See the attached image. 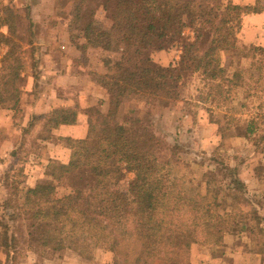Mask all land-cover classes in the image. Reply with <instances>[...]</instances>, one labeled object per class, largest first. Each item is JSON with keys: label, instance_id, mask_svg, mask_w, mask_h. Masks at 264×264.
<instances>
[{"label": "trees", "instance_id": "trees-1", "mask_svg": "<svg viewBox=\"0 0 264 264\" xmlns=\"http://www.w3.org/2000/svg\"><path fill=\"white\" fill-rule=\"evenodd\" d=\"M85 1L80 0L75 15L83 23L84 39L110 48L106 35L111 37L112 31L105 32L93 15L83 16ZM103 4L112 12V27L122 37L121 55L105 61L108 72L92 73L109 93V110L90 114L85 138L66 139L72 148L68 163L53 160L34 186L23 191L17 182L10 188V199L1 196V206L14 210L13 225L2 224L0 232V245L10 262L18 260L21 244L25 253L38 246L43 253L70 250L87 259L93 258L98 247H106L114 253V264H157L162 258L183 263L196 243L222 245L232 231L236 210L248 200L240 167L218 155L213 157L216 165L203 173V188L190 194L169 163L159 157L163 141L151 114L127 116L123 122L117 115L130 94L148 105L159 101L162 108L169 106L182 98L187 79L195 74L203 82L197 102L224 108L237 89L247 84L242 73H229L221 54L235 47L233 22L242 12H261L259 1L254 6L231 0H105ZM16 22L11 6L0 7V48L7 47L5 54L0 51V107L18 112L25 68L28 63L32 66L37 81L41 59L37 47L29 62L25 58L28 50L16 41ZM188 28L192 37L186 34ZM33 34L31 25L27 43L31 47ZM173 48L181 50L178 61L166 66L153 59L155 51ZM251 50L259 51L254 55L264 61V47L252 46L242 55L250 56ZM258 68V78L250 75L256 85L264 79V67ZM76 118L74 109H56L47 117V126L74 123ZM256 131L250 119L245 136ZM126 173L134 177L128 189L121 191L119 184Z\"/></svg>", "mask_w": 264, "mask_h": 264}, {"label": "rangeland", "instance_id": "rangeland-1", "mask_svg": "<svg viewBox=\"0 0 264 264\" xmlns=\"http://www.w3.org/2000/svg\"><path fill=\"white\" fill-rule=\"evenodd\" d=\"M104 1L98 0L89 4V1L86 0L82 5V9L83 16L89 18L93 15L105 32L112 31L111 37L108 34L106 35L111 39V47L108 49L103 46L98 47L87 40L82 41L84 39L83 23L77 22L75 19L77 6L81 3L80 0H0V7L9 5L15 11L17 20L16 41L22 43L23 47L28 50L25 54L28 62L31 53L36 51L34 47L39 49H37L41 59L38 64L39 79L36 81L32 66L29 63L25 68L26 75L22 89L29 87L31 90H29L27 98L25 97L27 101L32 99L30 92H32L33 87L43 85L40 84V81L46 74L44 68L51 66L52 62L46 54L49 47H52L56 54L59 51L62 52L65 50L62 44L66 45L69 38L72 44L79 45L78 47L83 50H88V48L99 49L98 52L90 51V54L84 57L89 67L98 64V53L103 52V55H107L106 57L103 56L104 66H106L105 61L109 58L117 59L121 55L122 37L119 29L112 27L113 15L112 12L110 13V11L104 9ZM228 1L222 0L224 3ZM231 1L242 6H254L259 1V7L264 9V0H253V4H251L252 0ZM255 13L259 12H242L237 17L233 22L235 47L223 51L221 54L222 64L228 69L229 73L236 71L242 73L243 81L247 84L237 89L232 95L233 98L228 100L224 108H215L210 105V102H207V104L197 102V99H201L199 98L201 92L198 89L203 88L202 76L199 74L189 77L182 98L171 101L170 105L165 108H162V102L159 101H155L154 104L150 105L145 104L135 94L127 95L122 102L117 115V119L121 122L127 116L136 117L151 114L156 134L163 141L159 157L162 162L169 163L173 175L185 183V187L190 194H195L203 188L201 187L204 184L203 173L216 165L213 162V157L216 155L224 160H230L233 165H238L241 177L246 183L253 185L248 189V200L236 210L237 216L232 224V229L234 226L238 229L236 235L225 236L222 245L205 243L192 245L190 253L183 263H176L168 258H162L157 264H245L248 261V256L245 253L250 255L252 259L256 252L258 253L257 260L260 259V264H264V79H259V83L256 85L254 79L250 78V75L253 74L254 77H259L258 67H264V61H258L260 59L259 54L254 55L260 53L259 51L251 50L252 53L248 57L242 55L244 50L247 51L252 46L264 47V27L253 29L250 26L251 21L248 25V16ZM31 25L35 32L33 34L35 38L33 47L27 45L30 41L29 28ZM2 30L6 32V28ZM253 33L257 42H251ZM186 34L192 37L193 31L188 28ZM48 36L58 37V40H61L58 41L60 44H50L47 40ZM81 42L86 47H81ZM0 51L2 55L5 54L7 47L2 45ZM180 54V49L173 48L155 51L152 55L157 63L167 66L171 62L178 61ZM90 72L89 76L91 77L92 73H97L92 69ZM48 77L52 76L49 75ZM248 91L250 96L247 94ZM23 96L24 91H22L21 103ZM20 107V110L16 112V120H18L19 126L23 124L21 104ZM228 108H232V110L229 112ZM99 112L102 111L97 107L90 109V113L93 115H97ZM107 112H104V114ZM250 119L254 120L257 131L248 137L245 136V127ZM36 120L39 119L34 117L32 129L28 128L23 134V142L20 146L23 151L10 161L4 160L3 166L0 165V172H4L0 175V183L4 185L0 192V232L2 231V224L4 227L13 225L11 219H14L12 216L14 210L12 208L4 209L1 206L3 203L1 196L5 195L7 199H10L12 197L10 188L17 182L23 191L28 187L25 183L26 170L20 159L23 160L24 155L29 157L30 152L36 149L38 144L36 134L54 140L50 137L48 126H42V128L36 130V127H34L38 122ZM16 140H18L17 137ZM133 177L132 173H126L125 178L119 184V189L126 191ZM252 181L255 183H252ZM23 191L20 197L21 201L23 200ZM18 220L21 223L23 217L19 216ZM11 231H14L12 227L7 234L9 238L11 237ZM225 244L229 247L225 248ZM23 249L26 248L20 244L18 260L13 263L10 262L5 250L0 245V264H21L25 261L28 262L27 264H114V253L106 247L95 249L91 259L84 258L70 250L43 253L40 247L35 246L25 253ZM34 251L37 254H30ZM232 254L235 256H232Z\"/></svg>", "mask_w": 264, "mask_h": 264}, {"label": "crops", "instance_id": "crops-1", "mask_svg": "<svg viewBox=\"0 0 264 264\" xmlns=\"http://www.w3.org/2000/svg\"><path fill=\"white\" fill-rule=\"evenodd\" d=\"M254 1H251L253 4ZM248 25L251 21V28L259 29L264 27V9L249 15L247 18ZM253 31V30H252ZM251 42H257L254 33L251 35ZM47 40L50 44H60L58 37L48 36ZM81 40V39H80ZM86 41V39H82ZM83 45V43L81 42ZM60 46V45H59ZM64 51L54 53L52 47H49L46 53L51 66L44 68L46 74L44 79L40 81V86L33 87L30 95L32 99L27 101L29 94V87H26L24 96L22 99V115L23 124L18 125L16 120V111L9 108L0 107V165H4V160L10 161L15 156L23 151L22 146L23 134L25 130H28L31 120L37 117L35 126L36 130L47 126V117L51 115L56 109H74L77 111V118L74 123H64L57 127H49L50 140L48 137L43 135H37L36 149H34L29 157H22L20 159L24 169L26 170V186H34L38 180L45 176L49 163L53 160L60 161L62 163H68L71 159L72 148L67 144L66 139H83L88 135L89 130V117L90 109L97 107L101 111L107 112L109 110V93L102 85L98 84L89 74L90 70H94L97 73L104 74L108 72V68L104 66L103 52L98 53L99 61L95 66L89 67L87 57L91 52H98L99 49L83 50L68 40L66 45L62 44ZM67 50V51H66ZM54 54V55H53ZM97 54V53H96ZM84 61H83V60ZM52 77H48V76ZM26 91V92H25ZM31 91V90H30ZM28 92V93H27ZM32 129V128H31ZM21 136V137H20ZM16 137L18 140H16ZM50 140V141H49ZM47 146V147H46ZM7 157V159H6ZM4 172H0V175ZM253 175V173H252ZM255 175V173H254ZM255 177V176H254ZM253 177V178H254ZM251 178V179H253ZM252 183H255L252 181ZM1 185V183H0ZM248 189L251 186L247 183ZM238 232V229L233 227L232 231L226 235V237L234 236ZM225 248H228L226 244ZM37 252H30L35 255ZM234 254H232L233 256ZM248 256V261L245 264H260V259L257 260L258 253L254 256ZM235 256V255H234ZM242 256V255H241ZM245 258V257H244ZM25 261L21 264H27ZM175 264V263H173ZM262 264V263H261Z\"/></svg>", "mask_w": 264, "mask_h": 264}]
</instances>
